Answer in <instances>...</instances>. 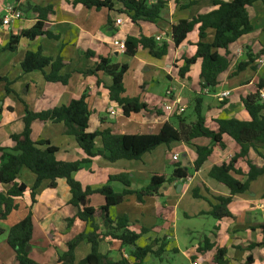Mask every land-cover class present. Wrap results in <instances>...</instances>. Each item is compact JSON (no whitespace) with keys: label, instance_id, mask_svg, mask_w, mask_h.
I'll list each match as a JSON object with an SVG mask.
<instances>
[{"label":"crops","instance_id":"1","mask_svg":"<svg viewBox=\"0 0 264 264\" xmlns=\"http://www.w3.org/2000/svg\"><path fill=\"white\" fill-rule=\"evenodd\" d=\"M161 1L165 3L164 12L156 24H132L125 15L118 13L120 6L114 0L111 11L87 9L81 5L72 6V0H0V77L11 82L10 89L15 94H6L4 83L0 82V147L12 148L10 137L22 132L25 109L32 113L48 111L67 105L83 94L87 95L86 103L90 111L87 128L89 133L110 130L115 135L157 134L165 123L176 126L171 118L174 114L163 112L164 103L171 104L174 108H183L182 114L189 123L195 120L193 109L197 98L201 102V114L205 124L210 130L217 129V120L249 121L241 99L253 94L256 85L264 80V53L259 55L264 52L262 4L256 2L248 8L252 31L229 47L230 66L220 76L219 85L209 91L201 88L200 60L191 67L185 78L178 77V69L184 65L183 58L195 54L197 34H188L185 43L174 48L170 31L181 20H190L212 11V0H180L179 3L177 0ZM191 1L194 4L181 8ZM150 3L152 0H149ZM26 5L50 9L44 27L57 36V39L45 36L34 40L21 38L13 52L4 50L10 37H19L22 31L30 29L37 20L36 15L25 9ZM13 10H18L20 17L11 21L8 26H2L1 21ZM118 18L122 19L120 26L114 24ZM140 36L155 41L158 38L157 43H165L166 55L155 59L147 50H139L134 56L126 57L113 46L114 41ZM212 38V31H208L207 42L210 43ZM38 50L47 58L62 60L63 68L59 74L69 75L66 85L46 82L40 71L28 74L22 72L20 64L25 54ZM87 52L93 56H86ZM219 54L223 55V52L219 51ZM248 56L254 57L253 63L238 71V65L247 63ZM98 58H106L114 64L127 66L122 80L123 96L139 98L147 107L146 111L124 117L120 107L108 98L106 88L110 85V78L101 73L97 77L81 74L93 69ZM167 89H172L173 92L166 100ZM223 92H228L229 95L219 101L217 95ZM190 109L192 113L186 115ZM110 110L114 115L109 113ZM30 131L33 142L46 141L56 148L58 161L76 162L85 158L74 138L64 133L61 123L33 121ZM222 141L225 149L213 148L211 155L198 170L193 167L197 159L193 148L183 143H174L168 147L161 145L138 161L120 160L110 163L96 156L73 177L82 189H97L109 184L119 194L125 190L136 192L143 189L153 174L168 179L173 170L165 173L166 166L178 165L186 172L185 180L164 183L160 196L144 197L142 203L137 201L134 194L126 195L120 204L108 210L112 221L121 217L127 218L128 230L139 235L137 247H145L151 242L156 243L154 251L162 247V254L158 258L148 255L143 264L151 257L163 264L169 254H181L189 260V264H215L216 248L226 251L223 258L226 264H264V232L260 230L264 225V176L250 182L245 193L233 197L228 206L230 217L216 221L207 215L211 209L209 202L215 204L213 197L229 195L227 188L208 177V172L213 166H220L239 151L238 145L228 136H222ZM193 144L209 146L210 141L201 138L194 140ZM94 147L96 150L102 148L100 138L95 139ZM261 153L264 155V151ZM175 155L177 160L173 161L172 157ZM180 156L183 162L179 161ZM248 158L258 168L263 164V160L253 150L249 151ZM236 168L243 173L248 170L243 162L238 163ZM118 174L129 176V188L119 182H109L110 176ZM235 178L240 182L245 180L242 176ZM34 182L35 176L31 172L27 169L20 170L16 183L24 185L26 192L22 197L14 199L15 210L5 220L0 221V229L4 232L0 236V264H16L15 254L6 244V236L11 226L21 221L29 211L33 230L28 256L38 264H60L57 254L66 251V244L77 235L91 231L89 224L79 220L76 209L69 204L70 193L65 180H57L55 188L52 189L48 187L47 181H43L36 190L35 203L31 204L29 191ZM7 191L8 186L0 184V194L5 195ZM88 205L97 209L105 205V200L101 195L93 194L88 197ZM68 220H71L69 224ZM94 224L99 236L98 252L111 261L125 259L132 264L133 259L128 248L106 236V229L99 216L94 218ZM206 240L214 248L206 253H199L198 249L205 245ZM249 246L253 247L247 250ZM90 250L87 242L78 244L74 249V264L86 258Z\"/></svg>","mask_w":264,"mask_h":264},{"label":"trees","instance_id":"2","mask_svg":"<svg viewBox=\"0 0 264 264\" xmlns=\"http://www.w3.org/2000/svg\"><path fill=\"white\" fill-rule=\"evenodd\" d=\"M119 6V14L125 15L132 24L147 22L156 24L161 19L164 12V2L161 0H114ZM180 0H177L179 3ZM260 2L264 8V0H212L214 9L206 14L193 17L190 20H181L171 27L170 38L174 48H178L185 43L186 36L196 33L198 41L195 45V54L191 57H184L183 67L178 69V77L183 79L190 72L191 67L200 60L199 78L201 88L209 91L214 90L219 85L220 76L227 71L230 66L231 57L229 47L252 31L248 16V8L254 3ZM194 4L192 1L181 8H188ZM72 6L81 5L87 9H113V0H72ZM26 10L36 15L35 24L28 30L21 32L19 37H10L9 43L4 50L13 52L21 38L34 40L45 36L56 40L57 36L45 30L46 16L49 8L26 5ZM208 31H212L213 38L207 42ZM126 57L134 56L139 50H147L149 54L160 59L167 53V45L163 42L157 43L151 38L140 36L139 38L127 37L124 40ZM223 52V55L219 54ZM264 52H260L259 55ZM86 56H93L92 53H85ZM254 57L248 56L247 63L238 65V71H242L249 64L253 63ZM24 74L40 71L48 83H60L66 85L69 75H60L63 68L60 58L50 59L42 55L41 50L27 52L20 64ZM48 70L47 72L45 70ZM127 72L126 65L112 63L109 59L98 58V63L93 69L81 72L83 76L97 77L98 73L110 78V85L106 88L108 98L120 107L122 115L129 117L131 114H138L146 111L147 107L139 101V98H126L123 96V76ZM0 82L4 83L6 94H14L10 89L11 82L0 77ZM99 84V81L97 82ZM264 90V80L256 85L253 94H249L241 99L242 106L248 114L249 121H239L236 119L217 120V129L210 130L201 114V102L195 99L193 114L195 120L186 122L181 115H172L176 126L165 123L157 134L147 135H115L110 130L97 133L87 132L90 111L86 103V94L79 99L70 101L67 105L55 107L51 110L32 113L25 109L22 118L23 129L20 134L12 135L10 140L12 148L0 147V184L8 186L5 195L0 194V221L5 220L10 213L15 210L14 199L22 197L26 192V187L17 184L16 179L20 170L27 169L35 176V182L29 191L31 204L35 203L36 190L43 181L48 182L49 188H55L56 181L63 179L69 188V204L76 209V216L79 220L89 224L90 232L74 237L66 244V251L57 254V261L60 264H74V249L81 242L90 244L89 255L78 264H130L127 260L121 259L117 262L107 259L98 252L99 236L94 218L99 216L102 219L103 227L106 229V236L117 240L121 246L128 248L129 255L133 259L132 264H143L146 256L151 255L158 258L162 254V247L153 250L155 242H151L145 247H137L136 241L139 235L128 230V220L121 217L112 221L108 216L110 207L120 204L126 195L134 194L139 203L144 197L160 196V189L164 183L186 179V172L175 166L168 179L162 175L153 174L150 182L143 189L132 192L125 190L122 193H115L109 184L97 189H82L80 184L74 179V174L88 166L91 160L100 156L110 163L120 160L138 161L143 155L151 153L161 145L169 146L174 143H183L193 148L197 159L194 162V169L198 170L207 158L211 155L213 148L224 150L225 145L222 136L231 138L239 147V151L228 161L220 166H213L208 177L228 189L227 197H213L215 204H210V212L207 214L216 221L230 217L228 206L233 197L243 194L248 190L249 183L259 176H264V103L259 98V93ZM15 95V94H14ZM33 121L51 122L63 124L64 133L72 136L85 155V158L76 162H62L56 159V148L46 141L33 142L30 138V124ZM100 138L102 148L96 150L94 141ZM208 139L209 146H198L193 144L197 139ZM253 150L262 160L261 167L251 164L248 158L249 151ZM243 162L247 165V172L243 173L236 165ZM235 176L245 177L240 182ZM109 182H119L125 188H129V176L118 174L109 177ZM108 182V183H109ZM93 194L101 195L105 200V205L94 209L88 205V197ZM195 196V194H194ZM197 198V197H196ZM264 198V194H263ZM83 203V204H82ZM71 220H68L69 224ZM31 212L18 223L11 226L6 236V244L14 252L16 264H38L28 256L26 248L29 247L32 237ZM264 232V225L260 227ZM0 229V236L3 234ZM205 245L198 249L199 253H206L214 248L207 240ZM253 246L246 249L249 250ZM255 247V245H254ZM226 251L216 248L214 254L215 264H226L224 256Z\"/></svg>","mask_w":264,"mask_h":264},{"label":"built area","instance_id":"3","mask_svg":"<svg viewBox=\"0 0 264 264\" xmlns=\"http://www.w3.org/2000/svg\"><path fill=\"white\" fill-rule=\"evenodd\" d=\"M20 15H21V13L18 10L10 11L8 17L4 18L1 21L2 26H5V27L8 26L11 23V21L18 19L20 17ZM114 24L116 26H120L122 24V19L121 18L116 19ZM156 41H159V39L157 38ZM113 46L116 48V51L119 52V53H123L124 50H125L124 41H114L113 42ZM172 92H173L172 89H167L165 91V99L166 100L170 98ZM228 95H229L228 92H223V93L218 94L217 97H218L219 101H222ZM259 98H260L261 101H264V91H260ZM162 110H163V112H165L167 114L173 113L175 115H181L183 113V111H184L183 108H181V107L180 108L179 107H175L174 108L173 105L168 104V103H164L163 104ZM109 113L111 115H114V112L112 110H110ZM172 160L176 161L177 160V155L173 156Z\"/></svg>","mask_w":264,"mask_h":264},{"label":"rangeland","instance_id":"4","mask_svg":"<svg viewBox=\"0 0 264 264\" xmlns=\"http://www.w3.org/2000/svg\"><path fill=\"white\" fill-rule=\"evenodd\" d=\"M192 113V110L190 109L189 111H187L186 115L188 114H191ZM184 117V115L182 114L181 117ZM185 119V117H184ZM175 123V121H174ZM169 154V153H168ZM171 161V160H170ZM180 162H183V159L181 158L180 156V159H179ZM174 166L172 164L166 166V169H164V172L165 173H168V172H172V170L174 169L173 168ZM161 168V166H160ZM149 169V167H148ZM163 170V169H162ZM162 172V171H161ZM184 205L186 204L185 202L183 203ZM167 261V262H166ZM189 260H187L185 257H183L181 254L179 255H173V254H169V258L167 260H164L163 264H189ZM146 264H159L158 260L151 257L150 260H148L146 262Z\"/></svg>","mask_w":264,"mask_h":264},{"label":"water","instance_id":"5","mask_svg":"<svg viewBox=\"0 0 264 264\" xmlns=\"http://www.w3.org/2000/svg\"><path fill=\"white\" fill-rule=\"evenodd\" d=\"M82 204H83V203H82ZM28 250H29V247L26 248V251H27V252H28Z\"/></svg>","mask_w":264,"mask_h":264}]
</instances>
